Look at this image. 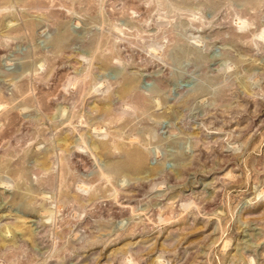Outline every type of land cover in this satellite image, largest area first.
I'll list each match as a JSON object with an SVG mask.
<instances>
[{
  "label": "rangeland",
  "instance_id": "374dc122",
  "mask_svg": "<svg viewBox=\"0 0 264 264\" xmlns=\"http://www.w3.org/2000/svg\"><path fill=\"white\" fill-rule=\"evenodd\" d=\"M0 264H264V0H0Z\"/></svg>",
  "mask_w": 264,
  "mask_h": 264
}]
</instances>
